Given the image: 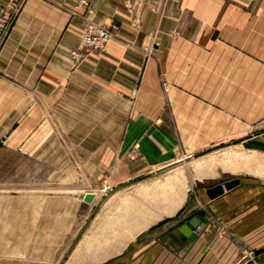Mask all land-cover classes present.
Instances as JSON below:
<instances>
[{"label":"crops","instance_id":"crops-1","mask_svg":"<svg viewBox=\"0 0 264 264\" xmlns=\"http://www.w3.org/2000/svg\"><path fill=\"white\" fill-rule=\"evenodd\" d=\"M7 2L0 0V9ZM89 9L79 0H26L0 48V138L6 132L20 139L55 138L61 129L65 137L79 139L86 164L95 160L100 170L105 154L120 164L137 141L143 157L158 156L159 148L149 151L144 139L173 136L169 101L156 93L162 90L161 74L172 81L173 73L191 74L190 81L184 78L176 86L181 90L231 88L203 87L200 75L221 73L216 69L221 66L223 73H242L246 59L264 58V0H136L132 13L124 0H90ZM87 19L116 22L119 31L106 51H90L74 64L71 50L79 47ZM133 90L139 91L134 111L120 114L119 98L128 100ZM191 106L188 113L194 115L199 105ZM105 122L111 123L107 129ZM240 184L215 199L207 195L209 187L189 195L176 219L149 235L137 233L135 222H129V231L119 234L134 243L123 264H216L217 253L231 248L233 239L213 241V219H223L226 235L263 231L264 190L248 191ZM193 217L200 224L191 240L179 226Z\"/></svg>","mask_w":264,"mask_h":264},{"label":"rangeland","instance_id":"rangeland-1","mask_svg":"<svg viewBox=\"0 0 264 264\" xmlns=\"http://www.w3.org/2000/svg\"><path fill=\"white\" fill-rule=\"evenodd\" d=\"M74 50L86 54L101 51L79 45L71 50V57ZM246 60L242 73L226 74L221 66L216 68L221 73L200 75L203 87L215 83L230 84L231 88L181 90L176 86L183 84L184 78L190 81L191 74L183 78L173 73V81L164 73L160 75L162 90L156 93L169 101L168 131L173 136L144 139L149 151L159 148L158 156L143 157L137 141L121 155L120 164L105 154L100 170L95 160L86 164L85 156L78 152L79 139L65 137L61 129L55 138L20 139L6 132L0 138V264L125 263L134 243L124 241L119 234L129 231L128 223L135 222L131 215L137 207L151 206L155 214L163 210L150 202L149 195L176 172L189 187L186 199L234 178H240L241 187L248 191L255 187L264 190V174L242 166L243 156L250 150L264 155V58ZM138 96L139 91L133 90L125 96L128 100L120 97V114L134 111ZM183 98L190 105H179ZM191 103L194 108L199 105L194 115L188 113ZM106 111L110 113L111 107H105ZM110 124L105 122V129ZM180 158L184 159L175 162ZM161 166L166 167L157 171ZM175 219V214L164 215L134 228L149 235ZM213 220L217 226V232L211 233L213 241L223 243L227 236L233 239L231 248L228 245L217 253L216 264H235L264 246V226L254 235H226L223 219ZM113 244L119 248H110ZM245 264H264V252Z\"/></svg>","mask_w":264,"mask_h":264},{"label":"bare ground","instance_id":"bare-ground-1","mask_svg":"<svg viewBox=\"0 0 264 264\" xmlns=\"http://www.w3.org/2000/svg\"><path fill=\"white\" fill-rule=\"evenodd\" d=\"M243 158L245 159L244 161H242L243 167L247 168L250 171H253L254 173L260 175L264 174V155L258 154V151L256 150H250V154L248 156H243ZM183 159L184 158H180L175 162L181 161ZM169 165L171 164H168L167 166ZM165 167L166 166H161L158 167L156 170L158 171L162 168L164 169ZM179 173L178 172L174 173L171 177H169L166 180V182H164V184L157 186L153 191V193L148 192L150 193L149 195L150 202L158 207H161L163 209L161 212L155 214L151 206L147 208L146 207L136 208L134 206L136 209L133 210L131 216H133L136 225H139L141 227L147 226L148 224L155 221L157 218H161L164 215L169 216L171 214L176 213L178 208L184 203L186 199L187 191L189 189L187 184L183 182V178L180 176ZM141 222L142 223L145 222V223L141 225ZM247 255H250V253H248Z\"/></svg>","mask_w":264,"mask_h":264},{"label":"built area","instance_id":"built-area-1","mask_svg":"<svg viewBox=\"0 0 264 264\" xmlns=\"http://www.w3.org/2000/svg\"><path fill=\"white\" fill-rule=\"evenodd\" d=\"M24 0H10L6 9L0 11V44L3 43L13 26L15 18L20 11ZM136 0H124V5L129 12L135 10ZM80 6L86 7L89 11L90 0H80ZM119 24H100L87 19L81 36V49H97L104 51L109 47L112 38L118 33ZM86 53L82 50L72 51V58L75 62L82 61Z\"/></svg>","mask_w":264,"mask_h":264},{"label":"water","instance_id":"water-1","mask_svg":"<svg viewBox=\"0 0 264 264\" xmlns=\"http://www.w3.org/2000/svg\"><path fill=\"white\" fill-rule=\"evenodd\" d=\"M241 183L240 178H234L228 181H225L221 184H217L213 187H209L206 190L207 195L211 199H215L221 195H223L226 191L233 189L234 187L238 186ZM200 224V220L197 217H193L189 220V223H183L179 226V231L188 237L189 239L193 240L196 237V232L194 231ZM264 252V246L255 249L250 255H246L242 257L237 264H245L249 259L259 255L260 253Z\"/></svg>","mask_w":264,"mask_h":264}]
</instances>
